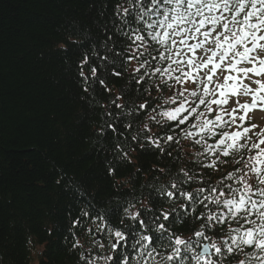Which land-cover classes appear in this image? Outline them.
<instances>
[{
  "label": "snow or ice",
  "instance_id": "obj_1",
  "mask_svg": "<svg viewBox=\"0 0 264 264\" xmlns=\"http://www.w3.org/2000/svg\"><path fill=\"white\" fill-rule=\"evenodd\" d=\"M61 50L107 175L158 162L124 198L85 196L77 264H264V0H101Z\"/></svg>",
  "mask_w": 264,
  "mask_h": 264
},
{
  "label": "trees",
  "instance_id": "obj_2",
  "mask_svg": "<svg viewBox=\"0 0 264 264\" xmlns=\"http://www.w3.org/2000/svg\"><path fill=\"white\" fill-rule=\"evenodd\" d=\"M100 4L0 0V264H77L69 228L85 196L124 198L131 181L139 191L158 163L140 153L134 165L107 175L96 112L80 99L61 50L74 29L91 25Z\"/></svg>",
  "mask_w": 264,
  "mask_h": 264
},
{
  "label": "rangeland",
  "instance_id": "obj_3",
  "mask_svg": "<svg viewBox=\"0 0 264 264\" xmlns=\"http://www.w3.org/2000/svg\"><path fill=\"white\" fill-rule=\"evenodd\" d=\"M252 120L259 121L260 124L264 123V110H256L252 113Z\"/></svg>",
  "mask_w": 264,
  "mask_h": 264
}]
</instances>
